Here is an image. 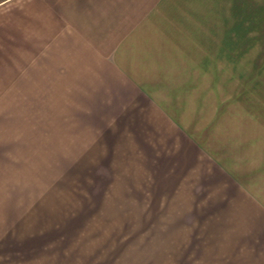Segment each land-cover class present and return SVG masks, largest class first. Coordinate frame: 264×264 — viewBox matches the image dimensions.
<instances>
[{
	"label": "crops",
	"instance_id": "0c3cea01",
	"mask_svg": "<svg viewBox=\"0 0 264 264\" xmlns=\"http://www.w3.org/2000/svg\"><path fill=\"white\" fill-rule=\"evenodd\" d=\"M203 2L1 0L0 134H131L139 187L181 203L179 264H264V134L232 139L199 117ZM10 201L0 264H59L13 242Z\"/></svg>",
	"mask_w": 264,
	"mask_h": 264
},
{
	"label": "rangeland",
	"instance_id": "374dc122",
	"mask_svg": "<svg viewBox=\"0 0 264 264\" xmlns=\"http://www.w3.org/2000/svg\"><path fill=\"white\" fill-rule=\"evenodd\" d=\"M202 4L200 120L232 139L264 134V0ZM55 135L0 134V197L11 199L23 232L13 242L46 263L179 264L181 203L155 202L147 184L139 187L148 171L134 159L132 135L125 146L101 134Z\"/></svg>",
	"mask_w": 264,
	"mask_h": 264
}]
</instances>
